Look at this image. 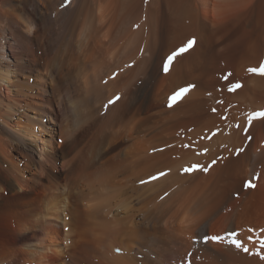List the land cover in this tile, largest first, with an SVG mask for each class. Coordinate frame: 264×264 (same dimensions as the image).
<instances>
[{
  "label": "bare ground",
  "instance_id": "bare-ground-1",
  "mask_svg": "<svg viewBox=\"0 0 264 264\" xmlns=\"http://www.w3.org/2000/svg\"><path fill=\"white\" fill-rule=\"evenodd\" d=\"M262 63L264 0H0V264H264Z\"/></svg>",
  "mask_w": 264,
  "mask_h": 264
},
{
  "label": "snow or ice",
  "instance_id": "snow-or-ice-1",
  "mask_svg": "<svg viewBox=\"0 0 264 264\" xmlns=\"http://www.w3.org/2000/svg\"><path fill=\"white\" fill-rule=\"evenodd\" d=\"M194 44V39H189L187 41V43L185 45H183L181 48L177 49L176 51H174L173 53H171V55L168 56L167 58V61L165 62V66H164V71L167 72L168 71V65L169 63H171V61L179 56L180 54H182L183 52H186L189 48L192 47V45ZM250 72H256L258 74H262L264 75V63L261 64L260 68L257 69V68H251L249 69ZM191 87V86H189ZM240 85L237 83V84H233L231 86V88L229 89L230 91L236 89V88H239ZM187 89H182L181 91H186ZM118 99V97H117ZM109 103H113V101H109ZM257 115H260V116H264V112H260V113H257ZM252 117H250V120H251ZM196 166H193V168H195ZM206 171V169H204ZM185 172H189V171H192V169L190 168H185L184 169ZM160 175H165V173H160ZM157 177H152V179H156ZM212 239H219V237H213ZM234 243H236L234 241ZM236 246L237 247H240V244L239 243H236ZM245 251H247V249H245Z\"/></svg>",
  "mask_w": 264,
  "mask_h": 264
},
{
  "label": "rangeland",
  "instance_id": "rangeland-1",
  "mask_svg": "<svg viewBox=\"0 0 264 264\" xmlns=\"http://www.w3.org/2000/svg\"><path fill=\"white\" fill-rule=\"evenodd\" d=\"M0 229H1V226H0ZM1 230H2V229H1ZM1 230H0V231H1ZM1 232H2V231H1ZM1 232H0V236L2 235Z\"/></svg>",
  "mask_w": 264,
  "mask_h": 264
}]
</instances>
